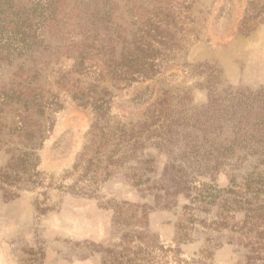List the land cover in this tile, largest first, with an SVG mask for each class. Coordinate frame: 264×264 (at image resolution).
<instances>
[{
    "label": "rangeland",
    "instance_id": "obj_1",
    "mask_svg": "<svg viewBox=\"0 0 264 264\" xmlns=\"http://www.w3.org/2000/svg\"><path fill=\"white\" fill-rule=\"evenodd\" d=\"M0 202L18 264H264V0H0Z\"/></svg>",
    "mask_w": 264,
    "mask_h": 264
},
{
    "label": "crops",
    "instance_id": "obj_2",
    "mask_svg": "<svg viewBox=\"0 0 264 264\" xmlns=\"http://www.w3.org/2000/svg\"><path fill=\"white\" fill-rule=\"evenodd\" d=\"M4 183H7L6 181H3ZM5 203L0 202V264H18L15 260V257L12 256L13 246L8 242L5 243V239H11L19 234L20 228H22L21 222L17 221L15 217H11L9 215L10 209L8 211H5L4 207ZM3 206V207H2ZM9 212V213H8ZM81 218L82 222H84V218L82 217V213H79L77 215L76 220L80 221L81 224ZM19 220V219H18ZM79 224V226H80ZM83 224V223H82ZM81 224V227L77 228V232L80 233V231H84ZM85 232L82 234L84 235ZM231 264V262L227 261H215L213 264ZM75 264H90V260H80L77 261Z\"/></svg>",
    "mask_w": 264,
    "mask_h": 264
},
{
    "label": "trees",
    "instance_id": "obj_3",
    "mask_svg": "<svg viewBox=\"0 0 264 264\" xmlns=\"http://www.w3.org/2000/svg\"><path fill=\"white\" fill-rule=\"evenodd\" d=\"M38 107L41 108V107H43V105H38ZM28 155H30V154L27 153V156H28ZM33 155H34V154H33ZM18 162L20 163V164H19V163L17 164L18 167H20V166H24V167H25V165H26V163H27V162L25 163V161H23L22 158H18ZM36 165H37V164H35L34 166L36 167ZM8 176H9V175H2L1 179L7 182V181L9 180V177H8ZM20 179H21V177H18V175H16V176L14 177L13 181H19Z\"/></svg>",
    "mask_w": 264,
    "mask_h": 264
}]
</instances>
